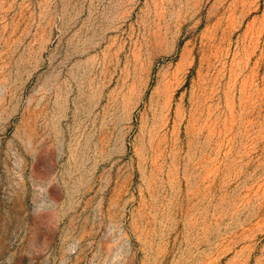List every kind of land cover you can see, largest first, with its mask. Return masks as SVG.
Segmentation results:
<instances>
[{
	"label": "rangeland",
	"instance_id": "obj_1",
	"mask_svg": "<svg viewBox=\"0 0 264 264\" xmlns=\"http://www.w3.org/2000/svg\"><path fill=\"white\" fill-rule=\"evenodd\" d=\"M0 264H264V0H0Z\"/></svg>",
	"mask_w": 264,
	"mask_h": 264
}]
</instances>
